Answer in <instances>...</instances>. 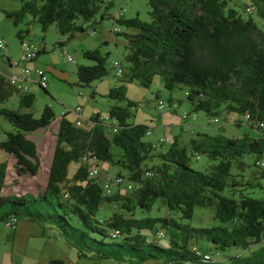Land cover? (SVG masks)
<instances>
[{
    "label": "trees",
    "instance_id": "1",
    "mask_svg": "<svg viewBox=\"0 0 264 264\" xmlns=\"http://www.w3.org/2000/svg\"><path fill=\"white\" fill-rule=\"evenodd\" d=\"M20 1V9L8 13L14 24L29 13L44 31L56 23L62 34L70 35L85 31L82 21L91 20L105 4V0ZM148 1L150 22L139 18L122 20L139 28V32L125 34L130 41L125 55L129 66L121 76L149 86L160 75L168 89L185 86L189 114L203 110L213 123L221 125L218 115L222 112L240 113L251 128L262 130L264 0H243V4L241 0ZM19 36H23L21 31ZM42 51L43 46L38 55ZM100 52H84L96 63L78 66L79 84L87 85L109 74L107 56ZM9 63L13 67L10 58ZM8 79L9 74L0 71V116H5L14 130H3L7 137L0 139V151L14 156L19 174L36 175L40 168L38 148L28 133L46 128L56 116L50 106L39 117L6 106L15 91L21 93V107H31L34 99V94L23 93ZM111 96L124 97V87L112 88ZM69 112L60 118L48 182L42 192L3 194L9 162L0 158V223L7 224L13 218L18 221L24 216L30 221L51 224L86 257L109 256L104 251L94 253L92 243L106 244L107 237L123 236L124 242L117 246L140 252L146 246L155 247L167 257L166 264H264V198L249 196L244 191L257 186L264 189L260 181L264 179L263 134L254 137L245 132L231 137L224 132L196 133L188 143L172 139L168 147L159 150L145 139L149 126L127 121L126 107L112 104L109 120L116 131L111 132L105 129L108 124L100 115L91 117L85 128L84 119L77 125V118L72 120ZM113 145L121 148L117 159ZM247 154L255 156L253 164L259 170H248L251 163L245 160ZM202 156L208 160L204 170L192 167V159ZM77 161L81 165L69 179V166ZM101 161H113L126 168L127 175H119L138 187L127 188L131 191L128 194H107L104 177L89 175V170ZM160 198L157 207H166L167 214L143 216ZM104 201L118 203L112 214L99 218L97 214ZM199 204L215 205L217 224L200 227L186 222L195 216ZM115 231L117 235L113 236ZM166 236V247L149 239L161 240ZM204 240L212 246L202 248ZM219 249L235 250L218 261ZM200 252H211L212 257L206 258ZM149 256L156 257L153 250L143 252L139 258ZM52 264L64 263L56 260Z\"/></svg>",
    "mask_w": 264,
    "mask_h": 264
},
{
    "label": "rangeland",
    "instance_id": "2",
    "mask_svg": "<svg viewBox=\"0 0 264 264\" xmlns=\"http://www.w3.org/2000/svg\"><path fill=\"white\" fill-rule=\"evenodd\" d=\"M240 1V0H239ZM243 4V0L240 2ZM22 6L20 0H0V40L4 43L5 48H0V71L11 73L16 77L15 86L22 87V92L34 94L31 107L20 104L21 93L15 91L5 105L21 111L31 112L34 116L39 117L47 106H50L56 116V119L46 128H39L36 131L28 133V137L34 140L38 148V157L40 159V168L36 175L19 174L16 167L14 156L0 151V158L8 159L6 172V182L3 187V194L23 195L26 193L37 194L42 192L48 182L49 169L51 168L52 156L54 154L58 125L60 118L65 112L72 120L78 116L75 113L78 107H81L82 119H84L85 128L90 125L91 117L100 115L105 118L110 116L112 104L126 107L129 110L127 121L131 124L144 123L149 126L151 133L145 137L147 141H153L159 150L168 147L172 138L173 127L174 134L188 138L192 134L184 131L190 126L199 132L209 134L224 132L231 137L242 136L245 132L251 136L264 135L262 130H256L250 127L247 119L240 113L224 111L218 115L221 125L213 123L203 110L189 114V118L184 119L182 113L190 111V105L185 91V86L180 84L173 89L164 86V80L160 75H156L153 83L145 86L140 81L130 82L124 76H118L116 73L115 61L122 64V71L125 72L129 63L125 55L129 52L130 41L126 33H137L139 28L132 27L122 23L123 19L139 18L142 21H151V6L148 0H112L97 9L91 20H84L85 31L76 32L74 35L62 34L56 23H52L46 31L42 25L35 20L29 13L17 25L14 24L13 18L8 16L12 9L19 10ZM22 32V38L19 36ZM96 32V33H94ZM43 46L45 51L41 52L33 61H25L19 66L9 70V58L13 62L20 59L22 52L28 46ZM100 50L103 56H107V69L109 74L103 79H96L90 84H79L78 66L93 65L94 59L88 58L85 51ZM71 56L73 62L68 59ZM24 67L32 70L28 75L22 71ZM42 69L48 77L47 90L43 89L38 83V74L36 69ZM124 87L125 96L121 98H112V88ZM162 100L165 109H159L158 101ZM114 123L117 120L114 118ZM241 121L238 122L234 121ZM105 129H111L110 120L106 121ZM113 123V122H112ZM183 129V130H182ZM3 130H14L12 123L5 117L0 116V139L6 138ZM168 137H166V136ZM163 139V141H161ZM183 143V141H181ZM116 154L115 159L120 155L121 148L112 146ZM245 160L251 163L248 170H259L260 167L253 164L255 156L247 154ZM207 157L191 161L192 167L204 170L207 163ZM264 162V159H263ZM81 165V161L72 162L69 166L67 176L69 179L74 177L76 170ZM96 167V166H94ZM98 167V176L113 177L122 174L127 175V169L123 166L113 163V161H101ZM105 179V178H103ZM126 179V178H125ZM264 183V179H260ZM127 182L123 185L124 193L127 190ZM122 186V185H120ZM136 189L137 184L133 185ZM118 185H111L112 192L117 191ZM249 196L264 198V189L259 186L250 187L247 190ZM162 199L155 201L151 211H145L143 216H164L167 209L157 206ZM118 202L104 201L101 203L97 216L104 218L113 213L114 207ZM215 205L202 206L197 205L195 216L186 222L194 226L210 227L217 224ZM46 227V228H44ZM97 235L96 233L94 234ZM99 239L103 237L97 235ZM151 242L161 245H169V236L161 240L149 238ZM106 244L92 243L94 253L99 254L101 251L110 253L106 257H86L82 256L78 247L72 244L59 230L51 224L30 221L24 216L19 217L15 226H7L4 222L0 223V264H52L53 261H62L64 264H166L167 257L164 253L159 252L155 247L146 246L140 251H130L123 246H117L124 242L123 236L116 239L107 237ZM212 246L207 241H202V248L207 249ZM87 249V247H85ZM153 250L155 256H149L140 260L139 255L148 253ZM196 250V249H195ZM230 250H217L216 259L224 260ZM216 262V261H215Z\"/></svg>",
    "mask_w": 264,
    "mask_h": 264
},
{
    "label": "built area",
    "instance_id": "3",
    "mask_svg": "<svg viewBox=\"0 0 264 264\" xmlns=\"http://www.w3.org/2000/svg\"><path fill=\"white\" fill-rule=\"evenodd\" d=\"M0 48H2V49L5 48V45H4V43L1 40H0ZM40 50H41V46H39V47L35 46V45L28 46L27 49H25L24 52H22V55H21V57H20V59L18 61H16V62L12 61L13 67L15 68V67L19 66L20 63L25 62V61H28V62L33 61L37 57V53ZM68 59L71 60L72 62L74 61L71 56H68ZM114 65L116 66L115 68L117 70L116 71L117 75L121 76L122 73H123V71L121 69L122 68L121 63L119 61H115ZM23 72L28 74V75L32 74V70H30L28 67H24L23 68ZM35 72H36V74H38V77H39L37 82H39L42 85V87H47V85H48V81H47L48 77H47L46 73L42 69H39V68H37ZM15 79H16V77H13V75H11V76H9L8 80L11 83L15 84ZM21 88L22 87H20V89ZM158 106H159V109L162 110V111L165 109V104H164V102L162 100L158 101ZM79 111H81V107H78L77 110L75 111V113L78 116L77 119H76V124L77 125H81L82 124L81 123L82 122V115H81V113H79ZM182 117L184 119L189 118V113L188 112L182 113ZM246 117L248 118V115H246ZM101 119L103 121H108L109 117H105V118H101ZM213 120L215 122L216 121L219 122V120L217 118H214ZM260 125H261V127H264V122L262 124H260ZM113 130L116 131V128L113 127ZM150 133H151V130H149L147 134L149 135ZM161 141H163V139H161ZM97 173H98V168L97 167H93L92 169L89 170V175L90 176H96ZM147 175H151V172H147ZM104 178L105 179H104V185L103 186H104V189H105L106 193H107V191H112L111 185H113V184H116V185L120 186V185H124L127 182V185H126L127 188H133V185H134L133 183L128 182V180H126L125 177H123L121 175H117L115 177H113L112 175H107ZM16 222H17L16 219L13 218L10 221H8L6 225L9 226V227L15 226ZM116 235H117V231H115L113 236H116ZM159 236H163V233L159 232ZM196 251H199V250H196ZM200 255L205 256V257H212L211 252L203 253V254H202V252H200Z\"/></svg>",
    "mask_w": 264,
    "mask_h": 264
},
{
    "label": "crops",
    "instance_id": "4",
    "mask_svg": "<svg viewBox=\"0 0 264 264\" xmlns=\"http://www.w3.org/2000/svg\"><path fill=\"white\" fill-rule=\"evenodd\" d=\"M13 11H18V10H15V9H12V11L11 12H13ZM96 33V32H95ZM11 59V58H10ZM7 67L9 68V70H12V68L13 67H11L10 66V63H9V65H7ZM22 71H23V69H22ZM8 74H11L10 72L8 73ZM234 122H239V120H237V121H234ZM183 130V129H182ZM108 131L109 132H111V131H113V128H112V130L111 129H108ZM169 131H171L172 132V138H168L166 135V137L168 138V141H170V140H177L178 142H180L181 143V141H183V143H188V141L191 139V137L193 136V134H196V133H202V134H204V133H207V132H199V130H196L194 127L192 128V126H190V128H188V129H186V130H184V131H186V132H188V133H190V134H192L191 136H189L188 138H185V137H183V136H181V135H178V134H174V132H173V127L172 128H170V130ZM153 142V141H152ZM122 188H123V185L122 186H118L117 187V191L116 192H120V193H124V191L122 190Z\"/></svg>",
    "mask_w": 264,
    "mask_h": 264
},
{
    "label": "bare ground",
    "instance_id": "5",
    "mask_svg": "<svg viewBox=\"0 0 264 264\" xmlns=\"http://www.w3.org/2000/svg\"><path fill=\"white\" fill-rule=\"evenodd\" d=\"M128 189H131V188H128ZM110 193H112V191H107V194H110ZM206 258H209V257H206Z\"/></svg>",
    "mask_w": 264,
    "mask_h": 264
}]
</instances>
